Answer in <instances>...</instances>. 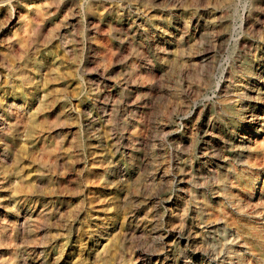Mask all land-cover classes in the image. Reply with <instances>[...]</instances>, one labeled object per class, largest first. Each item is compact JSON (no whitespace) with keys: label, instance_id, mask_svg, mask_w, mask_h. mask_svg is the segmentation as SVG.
<instances>
[{"label":"rangeland","instance_id":"obj_1","mask_svg":"<svg viewBox=\"0 0 264 264\" xmlns=\"http://www.w3.org/2000/svg\"><path fill=\"white\" fill-rule=\"evenodd\" d=\"M0 264H264V0H0Z\"/></svg>","mask_w":264,"mask_h":264}]
</instances>
